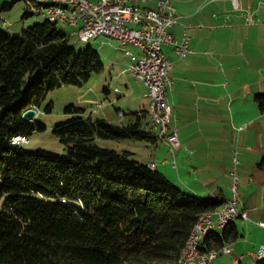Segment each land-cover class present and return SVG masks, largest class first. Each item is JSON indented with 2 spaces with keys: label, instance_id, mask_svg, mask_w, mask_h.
I'll return each mask as SVG.
<instances>
[{
  "label": "trees",
  "instance_id": "obj_1",
  "mask_svg": "<svg viewBox=\"0 0 264 264\" xmlns=\"http://www.w3.org/2000/svg\"><path fill=\"white\" fill-rule=\"evenodd\" d=\"M14 2L0 3V12ZM31 15L27 6L23 19ZM103 71L97 50H75L56 23L46 20L21 33L0 30V264H177L199 217L226 200L188 193L133 153L98 144L130 139L158 145L144 110L127 124H114L70 105L64 111L71 117L52 130L62 154L11 144L16 136L46 131L42 121L23 115L49 92L82 86ZM254 100L264 113V93ZM240 237L230 222L206 237V250Z\"/></svg>",
  "mask_w": 264,
  "mask_h": 264
},
{
  "label": "rangeland",
  "instance_id": "obj_2",
  "mask_svg": "<svg viewBox=\"0 0 264 264\" xmlns=\"http://www.w3.org/2000/svg\"><path fill=\"white\" fill-rule=\"evenodd\" d=\"M14 1L0 0V3ZM173 5L181 17L180 25L192 28L203 23L204 28L195 30L197 36L204 37L201 53H205L204 59L208 61L205 72L188 79L191 94L181 96L179 89L172 86L167 90L166 102L171 108L169 130L178 131L180 149L173 156L160 140L155 146L130 139H99L98 144L117 152L129 151L143 164L156 163L173 184L204 198L229 199L230 174L235 171L239 180V208L246 205L251 221L264 222V113L254 100L256 94L264 93V40L255 48L257 58L246 65L243 42L251 46L252 40H245L243 30L237 28L254 21L264 30V0H237V6L232 0H173ZM26 9L23 1L16 0L10 10L1 11L0 30L21 33L46 21L36 14L23 19ZM58 27L69 36V44L75 50L87 46L97 50L104 71L93 74L82 86L62 85L46 95L34 110L33 119L42 121L47 129L28 137L22 148L29 153L64 152L52 130L71 117L64 111L67 106L85 109L86 115L109 119L114 124H127L133 121L134 113L149 112L148 88L130 74L129 58L115 38L102 35L83 42L76 28L61 23ZM127 49L137 53L133 46ZM172 77L173 83L178 82ZM197 97L205 100L199 103L200 113L195 103L194 111L181 109L191 99L197 102ZM49 104L52 108L47 112ZM145 121L150 122L149 113ZM235 159L239 162L237 167ZM234 221L242 237L228 246L231 254H220L214 264H253L249 254L256 253L264 244L263 228L251 221Z\"/></svg>",
  "mask_w": 264,
  "mask_h": 264
},
{
  "label": "built area",
  "instance_id": "obj_3",
  "mask_svg": "<svg viewBox=\"0 0 264 264\" xmlns=\"http://www.w3.org/2000/svg\"><path fill=\"white\" fill-rule=\"evenodd\" d=\"M64 8L51 7L49 10H40L38 0H24L30 10L36 13L47 15V12H54L60 15L62 25L74 27L78 31V36H83L90 41L99 36L109 34L118 35V43L130 59L129 72L135 77L136 74H143L149 91L151 92L153 108L157 113V132H160L163 143L174 152L180 149V141L177 130L170 131L169 123L171 119V108H165L167 90L172 86L171 70L172 63L169 60L168 69H161V64L156 60V52H163V47L171 46L180 58H185L191 53L189 48L190 36L187 27H184L180 40L176 39L171 29L179 24L180 16L176 13V8L172 0H63ZM237 6V0H232ZM142 3L143 5H141ZM151 4L152 6H147ZM202 27V25H200ZM128 46H133L139 53L135 54L128 50ZM164 54V52H163ZM165 55V54H164ZM120 115V112H118ZM28 139L13 138L11 144H24ZM234 165L239 162L235 159ZM176 168V163H173ZM150 168H155L153 163ZM231 197L229 205H220L208 220L199 225L198 235L195 237L194 246L184 264H214L215 259L202 260V255H198L199 239H203L206 232L211 229H218L223 224V218L236 216L237 219L251 221L248 212L239 208V180L236 172L231 174ZM264 229V222H254ZM232 249L227 246V253L231 254ZM254 260L264 257V244L260 246L256 253L249 254Z\"/></svg>",
  "mask_w": 264,
  "mask_h": 264
},
{
  "label": "crops",
  "instance_id": "obj_4",
  "mask_svg": "<svg viewBox=\"0 0 264 264\" xmlns=\"http://www.w3.org/2000/svg\"><path fill=\"white\" fill-rule=\"evenodd\" d=\"M172 4H173V0H172ZM147 6H152V5L149 4ZM180 19H181V17H180ZM200 25H202V27H200ZM257 25L258 24H256V22L252 21V22H248L246 24V26H244V27L243 26L237 27L238 29L243 30V32H244L243 36L245 35V37L248 38V39L246 38L245 40H247V41L252 40L251 43H249V45H251V46H246L247 43L243 42V47L245 48V54L243 55V58L245 60L246 65H250L251 62L255 58H257V53H256L255 48H256L257 44L260 45L261 41L264 40V30L263 29L261 30V26H259V25L257 26ZM196 28H198V29L204 28L203 23L194 25L192 28H187V33L192 34L193 37L190 36L189 48L191 50V53L188 54L185 58H180L175 53V51L173 50V48L171 46L163 47V48H166L165 50L163 49L165 56L170 60V62H172V70L170 73L171 78H172V87L179 89L181 96H186V94H188L189 92L191 94L190 86L188 85V82H190V81L188 79H193L194 75H200L201 72H205L208 68V61H206L204 59L205 53H201V46L204 44V37L202 38L201 36L200 37L197 36V34H196L197 32L195 30ZM183 30H184V26L178 24L171 29V33L174 34L176 39L180 40L182 37ZM138 53H139V51L137 50V53H135V54H138ZM181 59H184V60H181ZM129 61H130V59H129ZM172 76H174V79L175 80L177 79L178 82L173 83V77ZM188 89H189V91H188ZM196 101L197 102H194L193 99H191V101L189 102L190 104L187 103L189 105L188 106L184 105V108L182 106L181 109L194 111L195 110V108H193L194 103L197 104V107H199V103L205 102V100H203L202 97H197ZM167 108H168V106H167ZM196 111L200 113L201 112L200 107L198 108V110L196 109ZM109 121H111V120H109ZM150 163H153V162H149L147 164H150ZM155 165L158 169V166L156 163H155ZM243 209L246 210V212H248L246 205H243Z\"/></svg>",
  "mask_w": 264,
  "mask_h": 264
},
{
  "label": "bare ground",
  "instance_id": "obj_5",
  "mask_svg": "<svg viewBox=\"0 0 264 264\" xmlns=\"http://www.w3.org/2000/svg\"><path fill=\"white\" fill-rule=\"evenodd\" d=\"M23 1L24 0H20ZM51 7H55V8H64V1L63 0H38V8L40 10H49L51 9ZM33 14L36 15H41L39 13H36V10H31ZM43 16L47 21L52 22V23H61L62 24V20L60 18V15H54V12H47V15H41ZM109 37H113L118 41V35L116 34H109L107 35ZM79 39L83 42H87V39L84 38L83 36H78ZM156 60L158 61V64H161V69H168L169 67V60L165 59V55L163 54V52H156ZM135 78H137L138 80H140L141 82L144 83V85L148 88V98H149V114H150V124L151 127L154 128V130H156V128L154 126H156L157 123V113L155 111V109L153 108V104H152V98H151V92L149 91V86L147 85V82L145 80V77L143 76V74H136ZM165 108H167V102L165 101ZM120 117H123V114L120 112ZM158 134V138L159 140L163 143V139L162 136L160 135V132H157ZM15 138H19V136H16ZM21 139H26L23 136H20ZM28 141H24V143H27ZM230 203V198L226 199L222 205H229ZM211 213L213 212H209V213H204L202 214L198 221L196 222V224L194 225L192 232L190 234V237L188 239V241L186 242L185 247L183 248L181 255L178 259L177 264H184V261L188 259L191 249L194 246V240L195 237L198 235V231H199V225L203 224V222H205L206 220H208V215H211ZM236 218V216H228L223 218V224L218 228L217 230L211 229L210 232H206L203 239H199V245H198V255H202V260H210V259H216L220 254H226L227 253V246L223 247L222 249L219 250H206L207 246L205 243V239L206 237L212 232V231H216L221 233V231L230 223L233 222ZM264 258V257H260Z\"/></svg>",
  "mask_w": 264,
  "mask_h": 264
},
{
  "label": "water",
  "instance_id": "obj_6",
  "mask_svg": "<svg viewBox=\"0 0 264 264\" xmlns=\"http://www.w3.org/2000/svg\"><path fill=\"white\" fill-rule=\"evenodd\" d=\"M35 117V111L34 110H28L24 113L23 118L27 120H32Z\"/></svg>",
  "mask_w": 264,
  "mask_h": 264
}]
</instances>
